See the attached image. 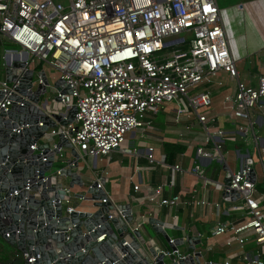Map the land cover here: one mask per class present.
<instances>
[{
  "label": "built area",
  "instance_id": "built-area-1",
  "mask_svg": "<svg viewBox=\"0 0 264 264\" xmlns=\"http://www.w3.org/2000/svg\"><path fill=\"white\" fill-rule=\"evenodd\" d=\"M2 40L18 45H1L3 67L24 62L32 68L31 81L36 83L40 81L37 71L44 69L42 61L55 70L52 77L60 76L69 84L68 91L53 88V93L59 95L60 108L75 106L73 118L49 127L44 137L61 133L79 157L105 155L118 148L128 152L129 148L120 146L126 133L148 125L150 115L173 101L174 121L194 115L204 132V142L212 141L210 150L195 147L196 154L220 161L224 159L222 138L242 131L246 124L239 120L248 121L251 109L264 104V59L254 85L238 78L216 0H0ZM219 70L234 80V89L222 97L225 115L233 125L229 129L214 124L216 115L207 112L209 91L200 88ZM16 82L0 80V108L9 106L7 94ZM147 149L146 157L152 161V147ZM60 155L54 160L59 162ZM167 166L198 178L199 184L190 188V198L182 200L177 193L163 195L165 183L160 182L145 185V199L165 206L210 203L209 185L218 182L206 176L199 160L193 159L187 167L178 162ZM53 173L60 180L57 167ZM229 174L228 183H219L222 192L238 199L229 208L242 209L247 219L239 224L217 221L210 233H228L226 242L236 241L240 264H264V191L257 190L249 166ZM94 180L103 189L102 180ZM62 187L63 212L68 213L74 207L73 193L66 184ZM138 187L133 184V189ZM213 205L218 211L219 202ZM146 219L139 213L130 227L143 229ZM248 238L255 244L253 253L244 247ZM168 242L174 244V239L169 237ZM160 251L169 261L187 254L177 246ZM11 257L22 258L23 254L13 248ZM153 259L145 264H153ZM222 264L234 263L224 259Z\"/></svg>",
  "mask_w": 264,
  "mask_h": 264
},
{
  "label": "water",
  "instance_id": "water-1",
  "mask_svg": "<svg viewBox=\"0 0 264 264\" xmlns=\"http://www.w3.org/2000/svg\"><path fill=\"white\" fill-rule=\"evenodd\" d=\"M3 71L4 81L17 82L7 94L9 106L0 108V233L23 257L0 264H145L152 257L153 264H222L202 260L201 252L192 250L198 242L195 235L169 243L165 228L170 223L158 217L146 219L150 230L160 236L157 240L147 237L142 229L131 228L136 215L130 204H113L96 180L83 181L76 171L79 154L67 138L61 133L44 137L49 127L71 121L75 111L74 105H50L51 100L59 101L57 93L48 99L53 88L69 90L60 76L50 80L40 68V81L32 83L33 70L24 62L5 65ZM2 96L0 88V99ZM60 152L57 170L65 180L57 179L51 169ZM243 165L250 167L254 178L251 163ZM229 177L226 171L225 183ZM63 184L71 189L77 186L73 196L90 201V205L74 206L64 213ZM184 241L193 243L188 246L192 251L174 261L163 257L161 248L173 249Z\"/></svg>",
  "mask_w": 264,
  "mask_h": 264
},
{
  "label": "crops",
  "instance_id": "crops-1",
  "mask_svg": "<svg viewBox=\"0 0 264 264\" xmlns=\"http://www.w3.org/2000/svg\"><path fill=\"white\" fill-rule=\"evenodd\" d=\"M216 3L221 10L222 24L229 50L236 63L238 78L244 81L240 77V71H243L246 77L244 82L254 85L264 59V0H216ZM45 74L48 77L46 72ZM54 74L52 73L50 77ZM200 88L209 91L210 106L207 112L216 115L214 124L227 129L233 128L230 119L228 120L225 115L227 110L223 107L222 97L234 89V80L219 70ZM54 103L55 105L52 102L50 104L53 108L57 106L56 101ZM156 113L148 117L150 119L148 125L136 133L129 132L125 136L120 146L129 148L128 152L118 148L105 155L79 157L80 163L76 171L81 174L80 171L85 169V161L88 162V182L99 177L111 203L128 202L136 216L144 213L147 217L151 215L169 222L170 225L165 231L170 238L182 237L185 240L188 235L198 237V242L194 244L185 241L178 244L177 248L180 251L187 253L199 250L202 260L222 263L224 259H230L234 264H240V248L236 241L230 239L226 242L228 233L213 235L210 229L217 221L239 224L247 219L242 209L229 208L238 199L228 197L222 192L219 183H224L226 171L228 173L235 171L242 167L245 161L250 162L256 188L259 192L264 191V104L251 109L248 121L239 120L241 124H246L242 131L222 138L221 151L224 159L220 161L196 154L195 147L202 146L210 150L212 141L204 142V132L194 115H183L184 118L176 122L172 108L165 110V107H162L160 112ZM186 125L189 126L188 129ZM135 135L136 140H128L129 136ZM148 146L152 147L150 151L152 161L146 157ZM169 149L173 152V160L170 163L164 159V154ZM193 159L199 160L203 165L207 177L218 182L217 185H209L207 198L210 203L204 205L179 203L165 206L144 198L146 184L164 182L163 195L177 193L180 199H189L190 188L199 184L198 178L188 171L182 173L172 171L167 165L178 162L182 167H187ZM135 183L138 184V189H133ZM78 190L77 186H74L72 193ZM196 195L200 193L197 192ZM215 201L220 205L218 211L213 205ZM71 205L86 208L90 201L72 196ZM142 230L147 237L156 240L160 237L150 230L146 222ZM190 244H193L192 250L188 247ZM244 247L253 253L255 244L248 238ZM13 248L0 238V261L18 262L21 258L11 257Z\"/></svg>",
  "mask_w": 264,
  "mask_h": 264
},
{
  "label": "rangeland",
  "instance_id": "rangeland-1",
  "mask_svg": "<svg viewBox=\"0 0 264 264\" xmlns=\"http://www.w3.org/2000/svg\"><path fill=\"white\" fill-rule=\"evenodd\" d=\"M219 6V5H218ZM1 45L2 46H4V47H6V48H18V45L17 44H15V43H12V42H8V41H0V80L2 79V78H4V71H3V66H2V61H3V58H2V56H1ZM38 67V66H37ZM41 67H44V69H45V72L47 73V75H48V78L51 80L52 78L50 77V75L52 74V73H55V70H53L52 68H50V67H48L45 63H43L42 61H41ZM33 77H35V76H33ZM240 77L241 78H243V80L245 81L246 80V77H245V72H243V71H240ZM253 80L255 81V77L253 78ZM53 92L51 91V92H48V99H50L52 96H53ZM51 102H52V104L53 105H55V103H54V101L53 100H51ZM175 102H173V101H170V102H165L164 103V105H163V108L165 107V110H167V109H169V108H173V107H175ZM167 107V108H166ZM160 112V110L157 112V113H159ZM156 113V114H157ZM137 132V129H134V133H136ZM129 133L127 132L126 133V135H128ZM137 135H135V136H129L128 137V140H136L137 138ZM125 142V141H124ZM83 161H85L84 159H83ZM59 164V162L58 161H55L54 160V162H53V164H52V166H51V169L53 170V169H55V167H57V165ZM84 165H85V169L83 168L80 172H81V176H82V179H83V181L86 183V182H88L87 180V174H88V171H89V163L88 162H86L85 161V163H84ZM87 169V170H86ZM63 180H65L64 179V177H63ZM6 247H7V245H5ZM6 250H8V248L6 249Z\"/></svg>",
  "mask_w": 264,
  "mask_h": 264
},
{
  "label": "trees",
  "instance_id": "trees-1",
  "mask_svg": "<svg viewBox=\"0 0 264 264\" xmlns=\"http://www.w3.org/2000/svg\"><path fill=\"white\" fill-rule=\"evenodd\" d=\"M172 155H173V152L172 150L169 149V151H166L165 154H164V159L166 160V162H172Z\"/></svg>",
  "mask_w": 264,
  "mask_h": 264
}]
</instances>
